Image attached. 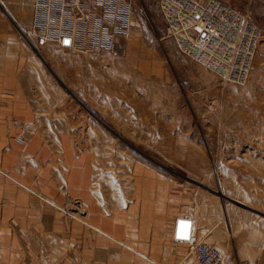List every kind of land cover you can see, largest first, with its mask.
I'll use <instances>...</instances> for the list:
<instances>
[{"label": "rangeland", "instance_id": "1", "mask_svg": "<svg viewBox=\"0 0 264 264\" xmlns=\"http://www.w3.org/2000/svg\"><path fill=\"white\" fill-rule=\"evenodd\" d=\"M220 1L262 31L245 85L228 84L183 54L166 36L160 0H149L146 12L131 6L122 31L116 1L110 8V0H96L92 10L78 0L70 46L36 48L24 35L35 127L54 156L53 180L65 197L59 210L68 220L86 223L89 212L86 199L69 194L72 181L93 183L100 199L103 183H190L223 203V233L207 241L225 263L264 264V0ZM27 142L14 166L36 183L45 162L39 151L27 154ZM39 191L32 194L48 203ZM7 201L2 193L0 264H37L47 255L44 240L2 235L24 232L15 218L6 220ZM186 264H194L191 256Z\"/></svg>", "mask_w": 264, "mask_h": 264}, {"label": "crops", "instance_id": "2", "mask_svg": "<svg viewBox=\"0 0 264 264\" xmlns=\"http://www.w3.org/2000/svg\"><path fill=\"white\" fill-rule=\"evenodd\" d=\"M148 1L110 0L108 6L146 12ZM87 2L93 10L96 0ZM33 19V0H0V195L8 200L6 220L15 218L24 231L3 229L2 235H21L26 244L28 235L44 240L47 255L37 264H186L190 245L223 233L224 223L222 201L190 183H109L108 189L103 183L101 200L92 192L93 183L72 181L66 183L69 194L89 203L86 223L68 220L59 210L65 197L62 184L53 180L54 156L35 127L40 116L31 96L32 55L24 37ZM121 22L125 27L127 17ZM25 140L27 154L39 151L45 162L36 183L14 166ZM37 189L48 203L32 194ZM182 221L191 224L188 240L178 237Z\"/></svg>", "mask_w": 264, "mask_h": 264}, {"label": "built area", "instance_id": "3", "mask_svg": "<svg viewBox=\"0 0 264 264\" xmlns=\"http://www.w3.org/2000/svg\"><path fill=\"white\" fill-rule=\"evenodd\" d=\"M77 6L78 0H35L28 39L36 48L66 39L72 42L71 11ZM159 7L167 38L174 39L185 56L228 84L247 83L262 38L261 29L253 21L220 0L205 4L160 0ZM115 10L122 31L121 20L128 11L122 5H115ZM190 256L194 264H226L220 249L207 240L191 244Z\"/></svg>", "mask_w": 264, "mask_h": 264}, {"label": "water", "instance_id": "4", "mask_svg": "<svg viewBox=\"0 0 264 264\" xmlns=\"http://www.w3.org/2000/svg\"><path fill=\"white\" fill-rule=\"evenodd\" d=\"M71 43L72 42L70 39H66L64 41L65 46H70ZM190 230H191L190 222H185V221L180 222L179 227H178V237L180 239L188 240L190 238Z\"/></svg>", "mask_w": 264, "mask_h": 264}, {"label": "bare ground", "instance_id": "5", "mask_svg": "<svg viewBox=\"0 0 264 264\" xmlns=\"http://www.w3.org/2000/svg\"><path fill=\"white\" fill-rule=\"evenodd\" d=\"M28 39V38H27ZM30 41V40H29Z\"/></svg>", "mask_w": 264, "mask_h": 264}]
</instances>
